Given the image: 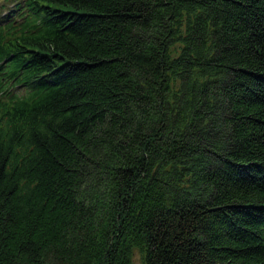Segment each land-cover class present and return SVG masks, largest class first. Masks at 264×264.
Segmentation results:
<instances>
[{
    "label": "trees",
    "instance_id": "obj_1",
    "mask_svg": "<svg viewBox=\"0 0 264 264\" xmlns=\"http://www.w3.org/2000/svg\"><path fill=\"white\" fill-rule=\"evenodd\" d=\"M264 264V0H0V264Z\"/></svg>",
    "mask_w": 264,
    "mask_h": 264
},
{
    "label": "rangeland",
    "instance_id": "obj_2",
    "mask_svg": "<svg viewBox=\"0 0 264 264\" xmlns=\"http://www.w3.org/2000/svg\"><path fill=\"white\" fill-rule=\"evenodd\" d=\"M134 263L135 264H139V256H138V254H136L135 257H134Z\"/></svg>",
    "mask_w": 264,
    "mask_h": 264
}]
</instances>
